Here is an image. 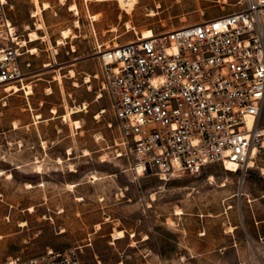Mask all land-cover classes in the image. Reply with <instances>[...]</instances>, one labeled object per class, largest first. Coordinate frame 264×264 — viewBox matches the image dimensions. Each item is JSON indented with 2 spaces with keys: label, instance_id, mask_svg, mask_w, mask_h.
<instances>
[{
  "label": "rangeland",
  "instance_id": "rangeland-1",
  "mask_svg": "<svg viewBox=\"0 0 264 264\" xmlns=\"http://www.w3.org/2000/svg\"><path fill=\"white\" fill-rule=\"evenodd\" d=\"M40 1L50 3L42 11L49 40L27 42L37 47L34 92L0 86V264L73 246L83 264H264V242L249 241L244 226L264 217V159L246 173L219 162L169 178L137 173L116 155L117 120L95 75L98 45L218 15L242 0H138L131 12L118 0ZM7 9L28 39L38 20L33 0H8ZM66 27L74 34L58 43ZM77 105L80 127L62 116Z\"/></svg>",
  "mask_w": 264,
  "mask_h": 264
},
{
  "label": "built area",
  "instance_id": "built-area-1",
  "mask_svg": "<svg viewBox=\"0 0 264 264\" xmlns=\"http://www.w3.org/2000/svg\"><path fill=\"white\" fill-rule=\"evenodd\" d=\"M0 0V86L28 95L36 72ZM74 47V46H73ZM72 47V49H73ZM95 74L117 120L116 155L169 178L219 162L246 173L264 159V0L150 36L98 45ZM264 242V237L260 238ZM79 246L1 264H83Z\"/></svg>",
  "mask_w": 264,
  "mask_h": 264
},
{
  "label": "bare ground",
  "instance_id": "bare-ground-1",
  "mask_svg": "<svg viewBox=\"0 0 264 264\" xmlns=\"http://www.w3.org/2000/svg\"><path fill=\"white\" fill-rule=\"evenodd\" d=\"M118 1L120 3L121 7L125 8L127 11L131 12L132 9L135 6V3L138 0H118ZM33 2L35 3V9H34V12H33V16H38V20L35 21L36 22V27L30 28L29 26H27V28L29 29V38L27 39V42L34 41V40H37V39H40V38L48 39L49 40V35H48L47 30H46V23H45V21L43 19L42 11H43L44 8H48V6L50 5V3L47 2V1L41 2L40 0H33ZM71 8L72 9H75V8L77 9V4L76 3H73L71 5ZM153 13H154V11H152V14ZM77 23H79V22H77ZM38 29H44L45 32L44 33H40ZM153 33H154V30L152 28H146L143 31L144 36H150ZM72 34H74V31L72 30L71 27L63 28L61 30V37L58 38V43H63L64 42V37H69ZM115 44H118V43H115ZM31 50L33 52H35L37 50V47L36 46H32L31 47ZM49 64L50 63L47 62L45 65L48 66ZM71 74L72 75L74 74V70L73 69H71ZM86 80H90V75H87ZM74 83L77 84L78 82L75 81ZM14 87H15L16 90H19V88L16 85ZM27 91H28V94L34 92L33 85H31L30 83H29V86L27 87ZM47 91L48 92H52L53 91L52 87H48V90ZM81 107L78 106V105L77 106H73V107H69V108L66 109L65 112L62 113V116L65 119H67V120L68 119L72 120L73 123L76 124L77 127H80L81 126V120L78 119V118H73L72 117V113L75 112V111H77V110H80ZM52 112L57 113L58 112L57 107L54 106L52 108ZM39 116H40V114H39ZM60 159H62V158L60 157ZM229 165L231 166V169L232 170L236 168V163H234V162H230ZM262 171L264 173V166L262 167ZM2 172H4V169H1L0 168V173H2ZM27 183H28V185H32L31 182H27ZM225 184H226V182H222L221 183V185H225ZM30 209L31 210L33 209V205L30 206ZM177 212L178 213L183 212V210L181 209V207H178L177 208ZM115 235L116 236H123V235H125V233H124V231L122 229H118L115 232Z\"/></svg>",
  "mask_w": 264,
  "mask_h": 264
},
{
  "label": "crops",
  "instance_id": "crops-1",
  "mask_svg": "<svg viewBox=\"0 0 264 264\" xmlns=\"http://www.w3.org/2000/svg\"><path fill=\"white\" fill-rule=\"evenodd\" d=\"M234 229L237 227V225H233ZM246 232L248 233V239L249 241L261 240V237H264V217L257 218L255 217L254 223L252 221H249L247 226L245 225ZM262 241V240H261Z\"/></svg>",
  "mask_w": 264,
  "mask_h": 264
}]
</instances>
